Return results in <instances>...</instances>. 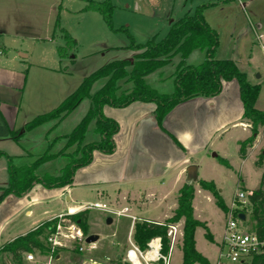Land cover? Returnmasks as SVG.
Wrapping results in <instances>:
<instances>
[{
	"label": "crops",
	"instance_id": "0c3cea01",
	"mask_svg": "<svg viewBox=\"0 0 264 264\" xmlns=\"http://www.w3.org/2000/svg\"><path fill=\"white\" fill-rule=\"evenodd\" d=\"M62 1L0 0V40L5 39L9 31L14 32L13 35L20 40L51 41L50 35H52L57 19L56 12L58 8H61ZM30 11L36 13L40 20L41 16L46 18V22L43 20V30H40L38 25H34ZM36 28L37 31H35ZM204 53L206 58V52ZM20 55L24 59L29 56L23 52H20ZM174 58L177 59L178 64L180 56ZM216 58L225 60L218 56ZM15 63V60L10 58L5 50H0V198L9 186L11 163L15 167L31 165L48 153L52 156L51 159L38 167L37 174L43 165L60 157H64L67 161L66 165L68 164V158L62 154V151L67 144V139L64 137L69 134H54L59 121L46 122L24 133L25 124L37 115L30 114L28 117L20 115L28 84L26 73L29 69H26V66L21 64L22 62ZM173 67L172 76L174 78L177 66ZM41 68L53 76L66 75V71H63L61 66H41ZM252 84L260 85L259 83ZM130 87L131 85L127 89ZM72 92L63 93V100ZM160 94L170 93L160 92ZM257 104L258 100L256 108L262 110ZM155 111V104L140 101L133 102L125 108L104 106V115L115 120L119 125V131L114 136L115 151L109 155L95 151L92 161L75 171L71 185L63 188H46L41 184H36L25 195L8 194L5 196L0 201V249L44 223L56 219L61 214L82 212V209L88 205L84 196L90 192L95 193V198L102 199L95 203L102 202L116 210L128 208L131 216L142 221L164 223L172 217L177 208L180 189L190 182L186 173L187 168L190 165L197 166L198 179L204 180L200 177V170L205 163H210L211 157L209 156L211 152H215L216 156H213V161L219 163L218 157L227 160L232 169L233 165L229 159L234 155L240 158L239 143L251 136L250 127H247L249 124L243 120L244 109L239 85L235 80L224 82L222 91L217 96H197L180 103L164 117L162 124L157 122ZM95 123L93 120L89 124L84 144L100 139L95 133ZM47 124L51 126L45 128ZM40 129H45V132H42L37 140V151H33L32 147L25 148L23 141L27 138H24L36 131H42ZM18 132L19 137L15 140L13 133ZM260 133H264V127L260 129L253 146L248 149L247 158L252 153L262 152L260 149L264 141L262 137L258 140ZM90 135L92 139L89 141ZM75 149L73 146L65 154H71ZM60 173L61 171L58 175ZM45 175H50V173L46 172L42 176ZM215 185L218 189L216 183ZM197 189L207 192L201 189L199 184H195V193ZM219 193H222V190H219ZM225 204L229 209L232 206V203L225 202ZM150 205H156L162 209L163 215L157 219L139 217L138 213L143 212L142 208ZM126 219L130 220L128 217ZM113 223L112 219V223L108 226H112ZM197 231L198 229L195 232L197 251L211 264H214L204 252L198 249ZM111 237L116 239L117 236L113 233ZM130 239L134 242L131 229L128 232V241ZM213 242H215L214 237ZM112 245L116 250V248L125 246V243L117 239L112 242ZM38 252V258L45 261L46 254ZM115 256L119 260L121 253L118 252ZM26 263L34 264L28 261ZM125 264L129 262L126 260Z\"/></svg>",
	"mask_w": 264,
	"mask_h": 264
},
{
	"label": "rangeland",
	"instance_id": "374dc122",
	"mask_svg": "<svg viewBox=\"0 0 264 264\" xmlns=\"http://www.w3.org/2000/svg\"><path fill=\"white\" fill-rule=\"evenodd\" d=\"M210 1L213 0H111L115 6L111 29L100 14L83 12L87 5L86 0H63L61 8H58L56 12V22L59 21V27L56 28L55 22L52 35H50L51 41L20 40L13 35L14 32L8 31L6 38L0 40V50H5L10 58L15 60V64L22 62L21 64L29 69L26 73L28 84L24 93L21 117L52 111L62 102L63 93L74 91L87 76L97 69L113 61L132 60L135 51L130 48V36L135 44H145L152 39L158 42L167 35L172 24L187 14L193 15L199 6ZM30 13L32 21L35 22L34 25H38L37 27L43 30V20L46 22V18L41 16L40 20L36 13L33 11ZM204 17L219 35L216 56L236 62L239 70L245 73L252 83L260 84L257 105L264 110V0H234L226 5L205 9ZM60 29H64L76 41L75 50L63 61L60 60L57 50L60 47H66L67 43ZM20 52L29 54L28 58L24 59ZM204 59V51L193 50L186 59V63L198 66ZM176 61L177 59L173 58L162 68L148 74L145 77L146 83L158 93H173L175 84L172 73L174 72L173 66H177ZM41 66H61L63 71H66V75L53 76L44 71ZM103 84V80L96 82L91 89V94H94ZM128 86L130 85H122L123 90ZM90 104L89 99H84L72 113L58 122L54 134H70L89 111ZM50 126L47 124L45 128ZM40 130L42 131H36L24 138H27L23 141L25 148L32 147L33 151H37V140L42 132H45V129ZM260 138L264 141V133L259 134L258 140ZM90 139H92L91 135L88 140ZM263 149L264 144L260 151ZM213 154L215 152H211L209 156L211 157L210 163L202 166L200 177L206 181H214L218 190H222L220 194L227 204L233 203L234 195L238 190L256 191L260 188L264 174V155L261 166L258 165V161L262 152L252 153L244 162L237 155L231 156L229 160L233 165L232 169L213 161ZM66 163L64 157L57 158L43 165L38 174L44 175L48 172L56 176ZM200 180L193 181L191 184L195 186ZM94 195L95 193L90 192L84 196L88 205L98 200L102 201ZM194 208L195 218L201 222H207L209 232L215 239V242L208 241L205 237V230L198 228L196 234L198 249L216 264L220 249L219 243L226 222L225 213L217 207L214 198L208 192L198 191V189L195 193ZM142 211L138 213V216L147 219H157L164 213L156 205L143 207ZM88 213L86 235L99 236L98 250L93 254V258L103 262L105 257H109L111 261L102 264H117L118 259L115 255L120 252L121 257L118 264H125L126 254L129 253L127 250L130 248L128 232L132 228V221L126 217L111 216L95 209H91ZM108 217L114 221L110 227L107 224ZM179 222L183 228L184 238L185 220L181 219ZM248 226L252 228L249 224ZM113 233L116 234V239L111 237ZM117 239L123 240L125 246L115 250L112 242ZM40 241L44 247L50 249L45 236H42ZM38 254L39 252L36 251L35 255ZM53 254L60 256L57 264H83L84 258L76 252L59 249ZM36 258L38 262H43L38 256ZM181 261L180 245L175 251L174 262L180 264ZM26 262V254H23L22 264H29ZM0 264L16 263L9 253L0 252Z\"/></svg>",
	"mask_w": 264,
	"mask_h": 264
},
{
	"label": "trees",
	"instance_id": "16d2710c",
	"mask_svg": "<svg viewBox=\"0 0 264 264\" xmlns=\"http://www.w3.org/2000/svg\"><path fill=\"white\" fill-rule=\"evenodd\" d=\"M87 5L83 12H96L100 14L104 22L112 29V15L115 6L111 0H86ZM234 0H213L199 6L193 15H185L182 19L172 24L167 35L160 41L149 40L145 44H135L130 36L131 46L135 51L132 60L113 61L97 69L87 76L82 83L67 96L57 108L52 111L35 116L24 126V133L49 122L60 121L72 113L84 99H89L91 107L74 130L64 138L67 144L62 154L67 156L68 164L61 170L60 175L39 176L36 171L38 167L51 159L48 153L38 158L33 164L15 167L9 166L10 182L8 188L1 196L0 201L8 194L18 196L25 195L36 184L46 188H63L71 185L75 171L88 165L95 151L103 154H112L115 151L114 136L119 131L118 123L108 118L103 113L106 105L115 108H125L133 102L153 103L156 106V119L162 124L164 117L177 105L197 96L214 97L221 93L223 83L237 81L240 89V97L243 104V120L250 124L251 136L240 142L239 156L242 160L247 158L248 149L251 148L259 133L264 127V111L256 108V102L260 94V85L252 84L247 75L241 72L232 60H219L216 51L219 46V35L205 20L204 11ZM59 21L56 22V28ZM60 32L65 38L66 47L57 50L60 60L69 57L75 50L76 41L64 30ZM193 50H203L206 58L198 66H190L186 59ZM180 56L174 75L175 90L170 94H160L152 89L145 81V77L151 72L162 68L174 57ZM103 80V86L91 94L93 85ZM130 84L129 89H122V85ZM95 120V133L100 139L96 142L84 144L85 134L89 124ZM18 133H13L17 140ZM75 146V151L65 154L66 150ZM264 149L260 155L258 165H262ZM11 160V159H10ZM218 161L226 168H231L227 160L218 157ZM201 189L209 192L217 205L225 214L229 212L216 185L212 181H199ZM195 198V186L191 182L186 183L179 191L177 197V208L171 218L165 223L179 222L185 220L184 238L181 245L183 253L182 264H211L196 249L195 232L198 228L205 230V237L213 242L207 224L196 219L194 216L193 201ZM250 207L244 209L245 214L250 216V228L260 238L264 237V174L261 186L249 196ZM88 211H82L69 216L70 221L78 223L84 234L88 232ZM58 223L57 219L48 221L39 228L24 236H20L13 242L4 245L0 252L9 253L16 264L23 263V254L40 251L49 254L51 250L43 246L40 241L42 236H47L54 231ZM87 231V232H86ZM162 237L166 244V228L157 223L143 220L135 224L133 231L134 242L142 249L147 247L148 242L154 237ZM119 263V260H118ZM117 263V264H118ZM251 264H264V254L255 256Z\"/></svg>",
	"mask_w": 264,
	"mask_h": 264
},
{
	"label": "built area",
	"instance_id": "2783aa9c",
	"mask_svg": "<svg viewBox=\"0 0 264 264\" xmlns=\"http://www.w3.org/2000/svg\"><path fill=\"white\" fill-rule=\"evenodd\" d=\"M252 193V191L240 190L235 193L232 206L229 212L225 214L226 222L216 264H251L255 256L264 254V237L260 238L250 229L248 226L249 215L243 212L244 209L250 207L249 196ZM91 209L102 211L111 216L130 218L132 231H134L136 223L142 222L141 219L131 216L128 208L116 210L107 204L97 202L85 206L82 211H90ZM240 214L246 216L245 220L240 219ZM70 215L72 214H61L56 218L58 220L56 228L46 238L52 253L50 252L45 256L46 260L43 261V264H57L60 256L53 253L59 249L76 252L84 258L83 264L110 262L109 257H105L103 262L93 258V254L98 250V242L87 243L88 235L84 234L78 223L69 220ZM157 224L166 228V244L163 238L158 236L152 238L147 247L142 249L130 239V250L127 255L129 264H175L174 254L176 249L182 245L183 228L180 222ZM26 260L34 264L39 263L34 253L26 254Z\"/></svg>",
	"mask_w": 264,
	"mask_h": 264
},
{
	"label": "water",
	"instance_id": "95a60500",
	"mask_svg": "<svg viewBox=\"0 0 264 264\" xmlns=\"http://www.w3.org/2000/svg\"><path fill=\"white\" fill-rule=\"evenodd\" d=\"M213 156L215 157L216 154H213ZM187 177H188V181L193 182V181H197L198 180V168L195 165H190L187 170ZM240 219L241 220H245L246 216L244 214H240ZM112 223V219L108 218L107 219V224L110 225ZM99 240V236L98 235H89L86 239L87 243H96Z\"/></svg>",
	"mask_w": 264,
	"mask_h": 264
}]
</instances>
